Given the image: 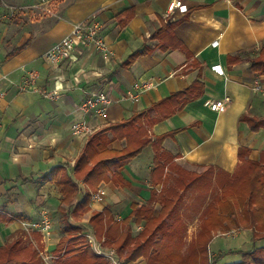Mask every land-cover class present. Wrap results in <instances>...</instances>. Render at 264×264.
<instances>
[{
    "label": "crops",
    "instance_id": "obj_1",
    "mask_svg": "<svg viewBox=\"0 0 264 264\" xmlns=\"http://www.w3.org/2000/svg\"><path fill=\"white\" fill-rule=\"evenodd\" d=\"M172 1L0 0V91L5 92L0 100V251L19 242V258L29 260L35 253L37 264H63L69 256L58 253L57 247L67 237L66 221L80 227L77 235L86 238L88 232L95 233L89 224L93 213L104 209L123 220L132 205L152 202L157 216L161 205L156 199L163 191L155 175L157 137L164 136L159 151L170 160L163 179L176 175L170 164L190 174L212 169L231 175L242 162L259 160L264 129L253 132L241 118H264V94L252 90L255 83L264 87V76L250 68V60L264 45V0H177L186 11L169 12ZM89 20L101 25V35L114 54L108 62L91 48L75 50L72 60L57 66L43 58L75 24ZM143 48L148 52L130 62ZM30 71L38 73L41 90L56 93L54 98L19 91ZM196 82L203 85L200 97L148 129L151 143L123 168L125 187L102 182L101 200H90L87 211L73 213L74 205L90 191L86 184L75 181L79 193L68 207L58 188L42 180L57 167L73 176L88 140L71 141L73 123L89 120L98 131L139 113L156 119L153 105ZM143 84L150 88L130 99L128 94ZM95 90L112 102L106 117L93 120L80 105L85 93ZM215 101H224L223 109L211 110ZM124 146V140L111 143L116 151ZM108 164L113 169L117 163L111 159ZM200 188L196 182L182 193L183 206L194 202ZM41 215L52 222L49 234L20 229V221ZM143 226L144 222L130 221L135 233ZM124 264L147 263L141 258Z\"/></svg>",
    "mask_w": 264,
    "mask_h": 264
},
{
    "label": "trees",
    "instance_id": "obj_2",
    "mask_svg": "<svg viewBox=\"0 0 264 264\" xmlns=\"http://www.w3.org/2000/svg\"><path fill=\"white\" fill-rule=\"evenodd\" d=\"M177 46L175 44L173 47ZM163 47L167 49L165 45ZM146 52H148L146 48L135 52L130 57V62ZM250 68L256 76H264V45L259 51V55L250 60ZM203 90V85L196 82L185 92L174 93L162 102L153 105L152 108L158 112L156 119L149 118L146 113H139L130 119L110 124L94 132L88 137L82 154L76 160L73 176H70L66 169L57 167L44 175L42 180L53 183L58 188L62 194L61 202L68 207H72L79 193L75 181L84 182L90 191L83 194L82 200L74 205L72 212L87 211L90 205L89 192H96L100 183L111 181L121 187L127 185V181L122 176L123 168L128 161L134 159L151 143L147 135L148 129L156 121L174 114L190 100L200 97ZM241 121L245 122L253 132L264 129V118L245 116L241 118ZM108 133L111 134V137L107 135ZM163 139L164 136L157 137L154 144L156 151L155 175H157L158 182L162 181L163 183V191L156 199L161 205L158 215L154 216L151 202L147 206L132 205L130 214L119 222L110 215L107 209L93 213L89 221L96 236L105 239L103 244L105 247L114 248L119 257V252L127 249L124 262L136 261L142 256L146 258L147 253L150 255L146 259L147 264H173L176 262L173 261V257H175L173 253H176L182 246L183 238L182 231H180L183 229V224L178 213L183 202L182 193L196 182H199L204 189L209 190L215 187L212 182L203 178V174L209 169H205L200 174H190L182 168L170 164L169 169L176 175L163 179L165 165L170 163V160H165L163 153L159 151ZM114 140H124V148L120 151L113 150L111 143ZM111 159H115L117 163L113 169L108 164ZM161 159H164L163 163H161ZM240 173L241 176H239ZM234 174H237L239 178L235 177V180L227 187L239 180L242 193L233 197L234 200L232 198L228 200L223 191L226 187H221V197H224V200L217 202L218 200L214 198L207 204L201 213L204 223L201 224L200 231L189 246L190 255L177 260V264H205L208 255L207 245L212 237L218 232L226 233L234 228L252 231L253 248L249 251L236 252L241 255V259L239 262L231 264H264V246H256L257 241L264 240V151L260 154L257 162H242L231 175ZM169 182L173 184V187H167ZM217 205H219L218 209ZM64 215L66 216L67 213L64 212ZM132 219L137 224L144 222L142 232L137 234L135 239L132 237V228L130 227ZM65 232L67 237L57 247L58 253L65 249L64 256H69L63 264H107L102 257L94 253L88 244V246H83V243L87 241L84 236L77 235L80 232V227H73L66 221ZM140 238L144 240L141 244H137L136 241ZM70 245H73L74 249H70ZM19 249V242H17L1 250L0 264H37L35 253H32L29 260H24L19 258L22 255V251ZM27 252L29 251L27 250ZM234 253L229 252V254Z\"/></svg>",
    "mask_w": 264,
    "mask_h": 264
},
{
    "label": "built area",
    "instance_id": "obj_3",
    "mask_svg": "<svg viewBox=\"0 0 264 264\" xmlns=\"http://www.w3.org/2000/svg\"><path fill=\"white\" fill-rule=\"evenodd\" d=\"M180 9L181 12L186 11V7L181 1L174 0L169 3L167 10L173 12L175 9ZM79 48H91L97 52L103 60L108 62L113 57V52L108 48L103 36L101 35V25L99 22L89 20L75 24L69 35L55 43L48 51L43 54V58L51 62L54 66L63 64L68 60H72L75 50ZM39 75L35 71H30L26 74L21 84L18 86L20 92L31 91L41 94L43 98H54L55 92H47L41 90L38 86ZM148 84H143L141 87L136 86V93H129L128 97L134 99L142 91L149 89ZM252 90L256 93L264 94V87L259 83H255ZM5 96L4 91H0V100ZM111 99L102 91H88L85 93L80 110L90 116L93 120L106 117L107 110L111 105ZM224 101H215L211 105V110L219 111L223 109ZM1 125V124H0ZM73 139L86 138L96 131V127L89 120H81L73 123L70 127ZM91 201H100L102 198V190L97 188L96 192H89ZM116 221H121L117 218ZM22 229L26 233H40L47 235L51 231L52 222L46 215H41L40 219L33 222H22ZM86 238L90 248L94 253L102 257L107 264H124L117 251L112 247H105L104 238H98L91 231L86 234Z\"/></svg>",
    "mask_w": 264,
    "mask_h": 264
},
{
    "label": "rangeland",
    "instance_id": "obj_4",
    "mask_svg": "<svg viewBox=\"0 0 264 264\" xmlns=\"http://www.w3.org/2000/svg\"><path fill=\"white\" fill-rule=\"evenodd\" d=\"M165 160H169V158L164 157ZM171 159V158H170ZM257 162V161H256ZM202 173V172H201ZM199 174V173H197ZM242 174L240 173L239 176ZM237 174L234 175H225L223 173L214 171L212 169L207 170L203 174V178L209 182H212L213 185H215L214 188L204 189L201 187L198 192L199 194L193 197L194 202L192 204H189L186 206H183V202L180 205L178 213H179V219L181 220V224L183 226L182 231V246L179 248L176 253H173V255L176 257H173L176 261L173 264H177V260H181L184 257L189 256V246L193 239L196 237V234L200 231L202 222V211L206 208L207 204L215 198V200H224V197L222 198V191L221 187H226L223 189L225 192L226 199L229 200V198L238 196L242 193L241 190V183L239 180H236L233 182L229 187L227 185L235 180V177L239 178ZM216 193V194H215ZM231 200V199H230ZM219 208V205H217V209ZM183 209V210H181ZM218 214V212H217ZM35 220H22L19 222L20 229L25 232L22 229V222H33ZM169 223H171L169 221ZM143 229L138 230V232H134L132 230V237L134 238L137 234L142 232ZM26 233V232H25ZM220 234V235H219ZM213 236V235H212ZM135 239V238H134ZM142 238L138 239L136 241L137 244H141ZM253 234L250 229H232L229 232L221 233L218 232L217 235H214L210 242L207 245V258L205 260V264H231V263H237L241 259V255L236 252H242V251H249L253 248ZM88 243H83V246H86ZM89 245V244H88ZM87 245V246H88ZM256 246H264V240H259L256 242ZM70 249H74L73 245H70ZM65 252V249L62 251ZM229 252H235L234 254H229ZM121 259L124 261V258L127 254V249H124L119 252ZM146 258L143 256L139 259H147L149 257V253H147ZM105 261V260H104ZM204 261V259H203ZM106 262V261H105Z\"/></svg>",
    "mask_w": 264,
    "mask_h": 264
}]
</instances>
